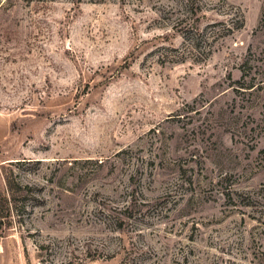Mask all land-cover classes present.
<instances>
[{"label": "rangeland", "instance_id": "374dc122", "mask_svg": "<svg viewBox=\"0 0 264 264\" xmlns=\"http://www.w3.org/2000/svg\"><path fill=\"white\" fill-rule=\"evenodd\" d=\"M182 2L0 0V264H264V0Z\"/></svg>", "mask_w": 264, "mask_h": 264}, {"label": "trees", "instance_id": "16d2710c", "mask_svg": "<svg viewBox=\"0 0 264 264\" xmlns=\"http://www.w3.org/2000/svg\"><path fill=\"white\" fill-rule=\"evenodd\" d=\"M181 8L183 9V11L187 14V16H197L198 13L202 12L203 9L202 7L198 4L197 0H183V2L181 3ZM244 25V18L243 15L241 14L239 22H237V25L235 26H230L229 28H226L225 30V35H229L231 33L234 32L235 29H239L241 27H243ZM196 39V43H197ZM194 42V41H193ZM199 45L197 43V45L194 42V49L197 48Z\"/></svg>", "mask_w": 264, "mask_h": 264}]
</instances>
